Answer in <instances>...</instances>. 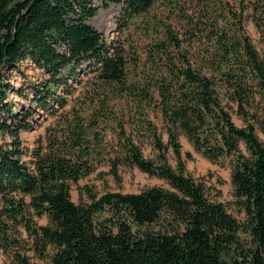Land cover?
Returning <instances> with one entry per match:
<instances>
[{
	"label": "trees",
	"instance_id": "trees-1",
	"mask_svg": "<svg viewBox=\"0 0 264 264\" xmlns=\"http://www.w3.org/2000/svg\"><path fill=\"white\" fill-rule=\"evenodd\" d=\"M110 4L120 5L111 39L90 22ZM22 60L53 85L36 96L54 119L34 147L20 135L30 112L15 110L5 74ZM86 71L91 87L65 108L70 77ZM259 130L264 0H0V131L10 136L0 141V253L8 264H38L29 251L50 264H264ZM182 135L204 157L228 161L243 218L189 174L194 154ZM102 165L115 176L138 167L170 187L99 194L85 185L89 199L75 202L72 184Z\"/></svg>",
	"mask_w": 264,
	"mask_h": 264
},
{
	"label": "rangeland",
	"instance_id": "rangeland-1",
	"mask_svg": "<svg viewBox=\"0 0 264 264\" xmlns=\"http://www.w3.org/2000/svg\"><path fill=\"white\" fill-rule=\"evenodd\" d=\"M119 10L120 5L118 4L100 7L90 22L99 30L103 31L108 38H115L118 35L115 19ZM248 29L254 41L259 44V33L252 22H249ZM20 63L19 67L5 69V74L10 76L11 81L17 89V91H12L10 95V100L13 101L15 110L22 115L25 112H30L27 115V120L32 125L30 127H23L20 135L25 145L34 147L37 138L45 134L46 128L54 119L50 110L43 108L36 99V96L39 94L38 90L47 86V83H49V74L31 60H22ZM93 75L94 73L92 71H86L81 73L78 79H75L74 76L70 77L74 92L68 96L69 104L65 108H71L77 100V95L85 90H89ZM49 85L50 87L53 86L52 83H49ZM20 89H22V93L18 91ZM57 93L65 94L62 86L57 88ZM259 134L264 140V130H259ZM3 139L9 140L10 136L8 134L3 136V133L0 131V141ZM181 140L183 149L191 150L194 154V158L187 161L189 174L197 180L202 181L207 186L210 195L223 201L229 211L235 216L243 218V212L240 211L235 201L228 161L214 162L195 151L192 144L184 135L181 136ZM144 152L148 156H154L155 154L152 146L148 143L144 144ZM171 160L174 162L173 156ZM108 169L109 167L107 165H102L95 172L82 177L77 183H73L71 188L72 199L77 203L89 199L85 185L91 186L99 194L108 191L139 192L143 188L152 185L170 187L166 179L156 174H149L148 172L140 170L138 167L122 166L118 176L109 172ZM46 221V217L40 219L41 223H45ZM29 254L38 264H50L49 257L42 258L33 251H29ZM0 264H8V259L5 254L0 253Z\"/></svg>",
	"mask_w": 264,
	"mask_h": 264
}]
</instances>
